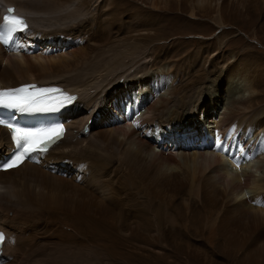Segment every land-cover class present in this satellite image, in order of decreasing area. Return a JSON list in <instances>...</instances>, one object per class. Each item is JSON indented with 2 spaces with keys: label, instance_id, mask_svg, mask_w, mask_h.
Returning <instances> with one entry per match:
<instances>
[{
  "label": "bare ground",
  "instance_id": "6f19581e",
  "mask_svg": "<svg viewBox=\"0 0 264 264\" xmlns=\"http://www.w3.org/2000/svg\"><path fill=\"white\" fill-rule=\"evenodd\" d=\"M124 4L0 0V23L7 5L28 23L0 46V90L74 98L65 138L0 172V264H264V54L225 41L245 24L264 37V0H136L133 30ZM170 12L218 30L190 63L151 42L166 39Z\"/></svg>",
  "mask_w": 264,
  "mask_h": 264
},
{
  "label": "rangeland",
  "instance_id": "374dc122",
  "mask_svg": "<svg viewBox=\"0 0 264 264\" xmlns=\"http://www.w3.org/2000/svg\"><path fill=\"white\" fill-rule=\"evenodd\" d=\"M135 2L136 0H133V1L120 0L121 6L125 3L123 6V9H126V7L131 5V7L130 6L128 7L130 9L128 11L129 13L127 14L128 16H130V18L126 16L127 18H125V20L130 22V26L132 30L139 28L142 24L140 20V18L142 17V14L139 13V11L137 12L133 10V3ZM138 5L142 7L141 3H139ZM134 18H136L138 22H135V21L132 22L133 20H136ZM167 21H168L167 29L169 28V32L167 30L168 34L165 35L166 39H164V41L161 43L159 42V39L157 40L153 39L151 40V42L154 44L158 43L160 44L159 46L168 45V47L172 50L168 56V60H174V62L183 61V64L190 63L191 62L190 60H187L185 62V59L183 57L187 56L189 53L194 51L200 43L208 41L210 38H212L213 41H215L214 38L216 37V34L218 33V30L216 29V26L213 24V22H211L204 16L197 15L195 18H190L186 13L173 14V12H170V14L168 13ZM227 23H229V27H227L228 31L236 30L235 26H232L234 23L233 24H231L232 22H227ZM252 29L253 28L248 24L242 25V32H236V33L231 34L228 38L225 39V41L228 40V43H230L229 45L231 47L232 46L241 47L243 45L245 46L246 44L247 45L253 44L259 51H261L264 54V43H263L264 37H260L259 35L262 36V33H260L259 31L258 32L255 31L258 34L257 38L260 41L259 43V41L255 39L256 37L254 38ZM214 43L216 44V42ZM165 65L164 63H161L160 65L155 67L154 70L161 71V70L167 69ZM193 72L194 71L192 72L189 71V74L187 76L188 80L192 76H195ZM210 77L211 78L214 77L213 73L210 74ZM231 122H234L236 124L239 123L238 120H234V121L232 120L228 122L227 125H230ZM245 126H246V123L243 124V127ZM169 264H173V263H169Z\"/></svg>",
  "mask_w": 264,
  "mask_h": 264
},
{
  "label": "snow or ice",
  "instance_id": "6c2138e0",
  "mask_svg": "<svg viewBox=\"0 0 264 264\" xmlns=\"http://www.w3.org/2000/svg\"><path fill=\"white\" fill-rule=\"evenodd\" d=\"M13 8H8L7 13L9 15H5L3 17L4 24H0V28H7L10 32L15 30V25L17 24H23L24 21L18 17L11 16L10 14L13 13ZM26 87H35L32 86H26ZM26 88H16V89H10L7 92L0 93V95L9 97V93H21L25 92ZM41 91H49L47 89H42ZM10 103L4 104V107H7L9 109H14L20 112H30V111H45L48 109H34L26 107L23 103H21V98L18 96H11ZM69 100L74 99L73 97H68ZM4 123L3 120H0V124ZM9 128H12V135L11 139L15 142V152L13 153V157L10 159V162H8L5 166L6 167H13L17 165L18 161H21L24 157L30 156L31 153L40 151L44 152L47 150L46 143L41 142L39 144L36 143H29L28 138L33 136H38L41 132L44 131H53V132H61L62 129L57 127L56 129H49V130H43V129H26L23 127H13V124L11 122L7 125ZM17 133H21L20 136L17 135ZM52 142H55L54 140Z\"/></svg>",
  "mask_w": 264,
  "mask_h": 264
}]
</instances>
